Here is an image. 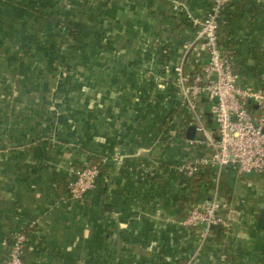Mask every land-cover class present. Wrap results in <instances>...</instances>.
<instances>
[{
  "label": "crops",
  "instance_id": "obj_1",
  "mask_svg": "<svg viewBox=\"0 0 264 264\" xmlns=\"http://www.w3.org/2000/svg\"><path fill=\"white\" fill-rule=\"evenodd\" d=\"M2 2L23 25L19 55L0 57V264L19 232L24 264H264V173L225 169L221 196L242 214L201 245L182 220L203 189L166 163L183 154L160 147L180 114L174 66L207 61L194 20L213 0ZM219 37L240 83L264 89V0H230ZM100 158L97 186L73 199L70 170Z\"/></svg>",
  "mask_w": 264,
  "mask_h": 264
},
{
  "label": "built area",
  "instance_id": "obj_2",
  "mask_svg": "<svg viewBox=\"0 0 264 264\" xmlns=\"http://www.w3.org/2000/svg\"><path fill=\"white\" fill-rule=\"evenodd\" d=\"M229 1L213 0L205 16L194 20L199 27L195 41H203L207 61L192 74L186 69V55L174 66L173 105L180 114L168 119L167 134L161 140L165 139L156 143L157 147L161 142L160 147L173 150V155L183 154L181 158L166 160L179 175L192 178L202 168L215 170L210 195L195 201L182 220L183 225L200 230L201 245L215 226H231L242 214L228 210L222 203L225 169L232 167L239 175L264 173V89L240 83L234 62L220 42L222 14ZM191 125L195 126L194 139L186 137ZM159 163L157 160L156 164ZM99 178L100 168L96 163L72 168L71 197L84 199L97 186ZM26 242L27 234L19 232L11 242L6 264H24Z\"/></svg>",
  "mask_w": 264,
  "mask_h": 264
},
{
  "label": "rangeland",
  "instance_id": "obj_3",
  "mask_svg": "<svg viewBox=\"0 0 264 264\" xmlns=\"http://www.w3.org/2000/svg\"><path fill=\"white\" fill-rule=\"evenodd\" d=\"M2 1L3 0H0V57H2L3 59L11 61V59L13 58V55L14 56L19 55V50H15V44L17 42H19V39H20L18 28H17V26H13V23L21 26V22L23 25V21H22L21 17H19L20 11H21L19 8L13 9V5H11V4H13L12 2H2ZM9 7H11L10 10H12L11 14H13V16H16L14 18L12 17L13 20L11 17L9 18ZM13 10H15V11L13 12ZM9 22H10V24H12L13 33L12 34H8V33L3 34V31L8 30ZM27 22H28L29 26L32 25V27H33V25H36L35 21H33V19L28 18ZM59 24L61 27L66 26L62 21H59ZM5 28H6V30H5ZM7 37L9 39L8 41H7ZM3 40L5 42L6 41L7 42L3 43ZM2 43H3V45H5V47L2 46ZM47 52H51V50L48 49ZM8 67H9V65L7 64V62L6 63L5 62L0 63V68H1L0 70H1L2 75L6 76L9 74L6 70V68L8 69ZM28 68H29L28 72L30 73V75L32 77H34L35 76V72H34L35 65L31 64L30 67H28ZM27 82L28 83L26 85V88L28 90L35 91L36 88L34 86V82L31 83L30 80H28Z\"/></svg>",
  "mask_w": 264,
  "mask_h": 264
},
{
  "label": "trees",
  "instance_id": "obj_4",
  "mask_svg": "<svg viewBox=\"0 0 264 264\" xmlns=\"http://www.w3.org/2000/svg\"><path fill=\"white\" fill-rule=\"evenodd\" d=\"M30 52V51H29ZM98 162H95L96 164L99 165L100 168V164H103V158H100L97 160ZM215 170L211 167H205L202 168L201 171H199L194 177H192V183H196L198 186V189L200 188V190L203 189V195L202 198H204L209 192L212 191L213 186H214V177H215ZM101 177V176H100ZM189 183V182H188ZM202 187V189H201ZM221 200L222 203L225 205V207H227V203L225 202V200L223 199V197L221 196ZM225 225H219V226H215L212 230L211 233H216L217 234V238L220 237V235H222L225 232Z\"/></svg>",
  "mask_w": 264,
  "mask_h": 264
},
{
  "label": "water",
  "instance_id": "obj_5",
  "mask_svg": "<svg viewBox=\"0 0 264 264\" xmlns=\"http://www.w3.org/2000/svg\"><path fill=\"white\" fill-rule=\"evenodd\" d=\"M186 137L189 139H194L195 137V126L191 125L186 131ZM258 225L261 228H264V203L261 205V211L258 217Z\"/></svg>",
  "mask_w": 264,
  "mask_h": 264
}]
</instances>
